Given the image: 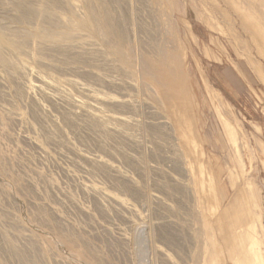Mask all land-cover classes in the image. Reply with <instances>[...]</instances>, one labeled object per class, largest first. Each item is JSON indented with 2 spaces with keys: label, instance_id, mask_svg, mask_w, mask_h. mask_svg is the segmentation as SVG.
Returning <instances> with one entry per match:
<instances>
[{
  "label": "rangeland",
  "instance_id": "374dc122",
  "mask_svg": "<svg viewBox=\"0 0 264 264\" xmlns=\"http://www.w3.org/2000/svg\"><path fill=\"white\" fill-rule=\"evenodd\" d=\"M207 215L264 264V0H0V264H205Z\"/></svg>",
  "mask_w": 264,
  "mask_h": 264
},
{
  "label": "bare ground",
  "instance_id": "6f19581e",
  "mask_svg": "<svg viewBox=\"0 0 264 264\" xmlns=\"http://www.w3.org/2000/svg\"><path fill=\"white\" fill-rule=\"evenodd\" d=\"M179 93L176 94V98L178 99V100L176 99L177 101H181V97L179 96ZM163 105H165L164 101L162 102V106ZM179 108L181 109L182 106L179 107ZM182 111L184 112V110H182ZM179 114H180V111H179ZM184 114H186V113H184ZM174 116H175V114H174ZM177 116H178V114H177ZM182 116L181 117L179 116L178 119H176L175 117L173 118V122H174V124L176 126V131H177L178 134H180L182 126L185 127V125L182 124V120H183ZM245 184L246 185L248 184L247 181L245 182ZM230 185H231V188L234 187L232 185V183ZM241 192H246L245 195L246 196L248 195V190L247 189L246 190H241ZM249 198L251 199L250 193H249ZM247 204H249V201H247ZM248 207H250V206L247 205L246 208H248ZM221 219L220 218H215V220L213 221V220L210 219L209 215L203 217V220H202V236H203L202 240H203V242L201 244L202 248H200V251H198V253L201 254V257H202L203 260H204V257H205V264H209L218 255V252L214 249L216 247V245L218 244V241H217L216 237L214 236V233L216 232V230L218 231V230H221L222 228H224L223 223L232 224V222L235 220V216L224 217V218H221ZM235 227L236 226H233V228H230V229L226 228L227 229L226 233L228 234V236L226 237V239L223 238V242L224 243H235L240 238V236H239L238 232L236 231ZM209 236H210V238H209ZM256 251H257L256 245H252L250 250H249V252H250V254L253 257H255V261L257 262V260H256V258H257Z\"/></svg>",
  "mask_w": 264,
  "mask_h": 264
}]
</instances>
